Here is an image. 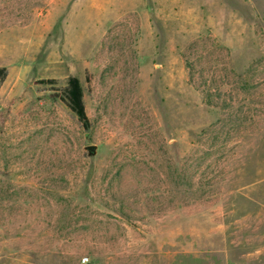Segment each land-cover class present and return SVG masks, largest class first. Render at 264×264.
Listing matches in <instances>:
<instances>
[{"label": "rangeland", "instance_id": "rangeland-1", "mask_svg": "<svg viewBox=\"0 0 264 264\" xmlns=\"http://www.w3.org/2000/svg\"><path fill=\"white\" fill-rule=\"evenodd\" d=\"M0 69V264H264V0H0Z\"/></svg>", "mask_w": 264, "mask_h": 264}, {"label": "trees", "instance_id": "trees-1", "mask_svg": "<svg viewBox=\"0 0 264 264\" xmlns=\"http://www.w3.org/2000/svg\"><path fill=\"white\" fill-rule=\"evenodd\" d=\"M65 97L70 109L75 113L83 128L87 129L89 127V120L82 100V87L77 77L70 76L67 79Z\"/></svg>", "mask_w": 264, "mask_h": 264}, {"label": "water", "instance_id": "water-1", "mask_svg": "<svg viewBox=\"0 0 264 264\" xmlns=\"http://www.w3.org/2000/svg\"><path fill=\"white\" fill-rule=\"evenodd\" d=\"M86 149L88 150V152L90 154H94L95 153V150H96V146L95 145H87L86 146Z\"/></svg>", "mask_w": 264, "mask_h": 264}, {"label": "built area", "instance_id": "built-area-1", "mask_svg": "<svg viewBox=\"0 0 264 264\" xmlns=\"http://www.w3.org/2000/svg\"><path fill=\"white\" fill-rule=\"evenodd\" d=\"M87 261H88V258H87V257H83V258H82V262H83V263H85V262H87Z\"/></svg>", "mask_w": 264, "mask_h": 264}]
</instances>
